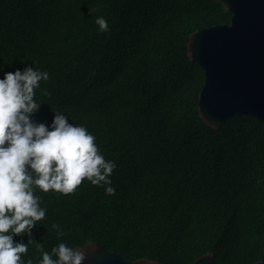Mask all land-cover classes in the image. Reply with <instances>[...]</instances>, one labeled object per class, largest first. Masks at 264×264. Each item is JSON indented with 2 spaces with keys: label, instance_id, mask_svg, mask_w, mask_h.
I'll return each mask as SVG.
<instances>
[{
  "label": "trees",
  "instance_id": "16d2710c",
  "mask_svg": "<svg viewBox=\"0 0 264 264\" xmlns=\"http://www.w3.org/2000/svg\"><path fill=\"white\" fill-rule=\"evenodd\" d=\"M229 20L214 0H0V77L47 70L32 118L50 125L64 112L117 164L114 194L87 177L71 193L37 186L46 215L14 234L28 243L24 261L61 241L129 262L261 260L264 125L241 116L208 127L197 111L203 71L186 55L191 33Z\"/></svg>",
  "mask_w": 264,
  "mask_h": 264
},
{
  "label": "clouds",
  "instance_id": "9594fccd",
  "mask_svg": "<svg viewBox=\"0 0 264 264\" xmlns=\"http://www.w3.org/2000/svg\"><path fill=\"white\" fill-rule=\"evenodd\" d=\"M96 23L99 30H109L104 16ZM48 79L47 70L33 65L0 77V264H34L31 258L22 259L28 243L14 240V234H30L46 215L37 186L44 192L71 193L87 177L106 193L116 192L111 174L117 164L104 156L86 125L74 124L59 110L50 125L32 118L40 105L35 90ZM52 227L58 236L65 235L59 224ZM85 256L84 249L61 241L44 250L35 264H82Z\"/></svg>",
  "mask_w": 264,
  "mask_h": 264
},
{
  "label": "water",
  "instance_id": "95a60500",
  "mask_svg": "<svg viewBox=\"0 0 264 264\" xmlns=\"http://www.w3.org/2000/svg\"><path fill=\"white\" fill-rule=\"evenodd\" d=\"M230 16L228 24L191 33L187 57L203 71L197 98L200 119L210 128L241 116L264 125V0H214ZM82 264H159L141 259L129 262L96 243L82 247ZM193 264H218L205 254ZM264 264V247L261 260Z\"/></svg>",
  "mask_w": 264,
  "mask_h": 264
}]
</instances>
